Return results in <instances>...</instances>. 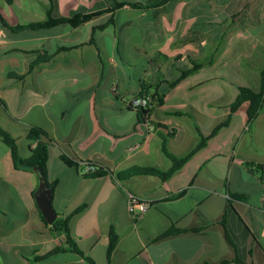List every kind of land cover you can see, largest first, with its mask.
<instances>
[{"label":"crops","instance_id":"0c3cea01","mask_svg":"<svg viewBox=\"0 0 264 264\" xmlns=\"http://www.w3.org/2000/svg\"><path fill=\"white\" fill-rule=\"evenodd\" d=\"M117 1L128 3L77 26L14 29L51 6L72 17ZM0 13V126L23 157L35 146L29 130L48 132L52 204L58 218L84 205L70 232L86 254L97 264H264V102L253 120L248 101L231 109L240 85H261L264 0H0ZM143 85L163 98L146 115L129 105ZM201 133L212 135L206 146L167 180L118 176L168 170L165 148L183 156ZM63 155L108 174L87 177ZM39 186L0 136V264H89L71 251L39 258L67 240L45 219ZM126 190L149 209L133 214ZM173 226L201 229L160 238Z\"/></svg>","mask_w":264,"mask_h":264},{"label":"trees","instance_id":"16d2710c","mask_svg":"<svg viewBox=\"0 0 264 264\" xmlns=\"http://www.w3.org/2000/svg\"><path fill=\"white\" fill-rule=\"evenodd\" d=\"M8 3H13L14 0H7ZM128 2L125 1H117L115 6L110 9H105L103 11H98L95 13H78L72 17H61L58 15H55L54 13V8L51 6L48 8V17L47 19L43 21H37V22H30L27 24H21L17 27H15V30H23V29H38V28H44V27H52L56 26L62 23H69L74 26H77L90 18H92L95 15L104 13V12H115L117 9L121 8ZM129 4L133 7H139V8H144L146 7L145 4L142 3H135V2H129ZM0 20L6 24L7 22L3 19L1 13H0ZM103 26H99L97 28H102ZM199 66V65H198ZM191 70H186L182 72V77L186 76L189 74ZM179 78L177 81L173 83L176 84L180 81ZM151 94L153 98L154 105L156 104H161L163 101L162 96L157 94L156 92H151L150 88L146 85H143V88L137 95H148ZM249 102V107H248V116L249 120H253L261 110L264 102V66L262 68V75H261V85L259 90H254L251 87L247 85H240L239 86V93L233 104L231 105L232 112L236 111L239 106L245 102ZM153 105V106H154ZM133 108V107H131ZM138 110L141 109L143 111V115L149 114L150 111L152 110L151 108H137ZM229 119L225 121L222 125H226L228 123ZM220 127L217 128V130ZM0 136L2 140L9 146L11 149V156L14 162V165L17 169H31L35 170L39 173V171L36 168H39L44 176L46 177V182L48 183L49 186L53 188L54 184L50 183L49 178H48V162H49V155H50V141H49V134L46 130H44L41 127L35 126L32 127L29 132H28V138L35 142V146L32 147L31 150V155L27 157L21 156L19 152V146L17 143V139L5 128L0 126ZM210 136H205L204 134H200V139L197 145L189 151L187 154L183 156H176L171 153H169L166 148L165 152L166 155L172 160V166L166 170L162 171L156 167H132L126 171L120 172L118 176L120 178H123L125 176H129L132 174H154L162 178L163 180H167L169 177H171L177 170H179L186 162H188L197 152H199L202 148H204L207 144V141ZM62 159L69 165L71 166H76L80 167L81 163L75 162L71 159H69L66 156H62ZM261 167V166H260ZM108 172L106 169L100 167L98 165V169L95 172H92L90 174H87L85 176L87 177H100L107 175ZM237 197L243 198L242 195H235ZM84 208V205L77 208L74 212H72L69 216L66 218H58L54 223H53V228L57 232H63L67 236L66 244L62 245L59 244L55 248H53L49 253L40 256L39 258H46L50 255L59 253V252H66V251H71L75 252L78 255L82 256L87 260L89 264H97L96 260L93 256L88 255L85 253V251L80 247L79 243L76 241V239L71 235L70 232V220L73 215L76 213L80 212ZM201 228H192V229H181V228H176V227H171L169 230L164 232L163 234L160 235V238L176 234V233H181V232H187L189 230H200ZM119 240V235L117 231L112 227L109 232V244H108V250L107 254L108 257H111L112 252L114 251L117 243ZM228 261H223L220 264H227Z\"/></svg>","mask_w":264,"mask_h":264},{"label":"built area","instance_id":"2783aa9c","mask_svg":"<svg viewBox=\"0 0 264 264\" xmlns=\"http://www.w3.org/2000/svg\"><path fill=\"white\" fill-rule=\"evenodd\" d=\"M154 103L155 102H153V98H152L151 94L135 95L129 101L130 107H133L135 109H137V108H145V109L151 108V107H153ZM132 148H130L129 150H131ZM81 166H82L81 172L84 175L95 172L98 169V165L92 161H85L81 164ZM262 188H263V203H264V180L262 181ZM126 193H127V197H128L129 209L133 214L135 213L136 209H139L141 213H144L149 209V207L151 205V203L149 201H146V200L139 198L136 194H134L133 192H131L129 190H126Z\"/></svg>","mask_w":264,"mask_h":264},{"label":"water","instance_id":"95a60500","mask_svg":"<svg viewBox=\"0 0 264 264\" xmlns=\"http://www.w3.org/2000/svg\"><path fill=\"white\" fill-rule=\"evenodd\" d=\"M40 174V186L37 200L39 207L48 223L53 224L58 219V214L52 204L53 188L46 182L43 172L36 168Z\"/></svg>","mask_w":264,"mask_h":264}]
</instances>
